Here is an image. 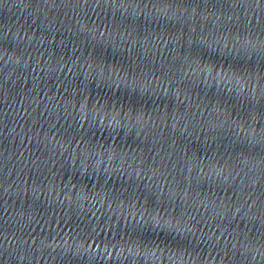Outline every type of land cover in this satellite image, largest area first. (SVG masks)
Wrapping results in <instances>:
<instances>
[{
	"label": "water",
	"instance_id": "1",
	"mask_svg": "<svg viewBox=\"0 0 264 264\" xmlns=\"http://www.w3.org/2000/svg\"><path fill=\"white\" fill-rule=\"evenodd\" d=\"M264 112V0H193Z\"/></svg>",
	"mask_w": 264,
	"mask_h": 264
}]
</instances>
